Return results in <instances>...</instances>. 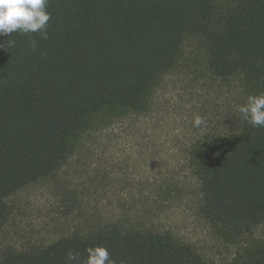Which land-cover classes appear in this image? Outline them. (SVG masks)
Masks as SVG:
<instances>
[{"label": "trees", "instance_id": "trees-1", "mask_svg": "<svg viewBox=\"0 0 264 264\" xmlns=\"http://www.w3.org/2000/svg\"><path fill=\"white\" fill-rule=\"evenodd\" d=\"M47 11L48 39L0 36V230L9 199L56 179L84 138L148 113L150 92L177 68L187 37L207 39L215 79L239 77L251 96L264 94V0H48ZM187 156L198 212L236 248L231 264H264V235L256 236L264 228V127L241 114L222 118ZM185 177L158 178L135 201L127 196L121 216L45 246L8 250L0 264H76L69 251L82 260L96 246L115 264H208L163 224Z\"/></svg>", "mask_w": 264, "mask_h": 264}, {"label": "rangeland", "instance_id": "rangeland-1", "mask_svg": "<svg viewBox=\"0 0 264 264\" xmlns=\"http://www.w3.org/2000/svg\"><path fill=\"white\" fill-rule=\"evenodd\" d=\"M208 49L203 35L187 37L177 68L150 92L148 113L120 119L84 138L56 179L13 195L9 220L0 230V257L8 250L45 246L73 232H87L121 216L125 204L130 208L127 196L135 201L141 192L154 189L156 179L188 176V145L217 129L222 118L237 119L239 107L251 96L239 77L221 82L210 74ZM197 115L205 126L193 127ZM197 205L189 177L163 224L208 264H231L236 248L214 234ZM262 235L264 228L256 233Z\"/></svg>", "mask_w": 264, "mask_h": 264}, {"label": "clouds", "instance_id": "clouds-1", "mask_svg": "<svg viewBox=\"0 0 264 264\" xmlns=\"http://www.w3.org/2000/svg\"><path fill=\"white\" fill-rule=\"evenodd\" d=\"M47 4L48 0H0V36H11L14 32L21 35L39 33L42 39H48L47 27L51 13L47 11ZM6 46L14 47L15 41L9 39ZM30 47L36 50L35 39L30 40ZM238 110L252 127H264V94L249 96ZM205 125L203 117L195 116L193 127L201 128ZM86 252L87 256L81 260L79 252L69 251L67 259L76 264H115L104 246L89 247Z\"/></svg>", "mask_w": 264, "mask_h": 264}]
</instances>
